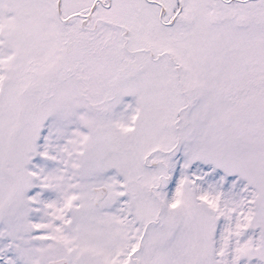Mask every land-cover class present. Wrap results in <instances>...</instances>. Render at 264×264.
Returning <instances> with one entry per match:
<instances>
[{"label":"snow or ice","instance_id":"snow-or-ice-1","mask_svg":"<svg viewBox=\"0 0 264 264\" xmlns=\"http://www.w3.org/2000/svg\"><path fill=\"white\" fill-rule=\"evenodd\" d=\"M0 264H264V0H0Z\"/></svg>","mask_w":264,"mask_h":264}]
</instances>
